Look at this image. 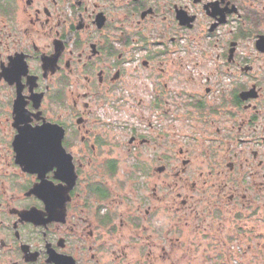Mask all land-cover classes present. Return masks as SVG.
<instances>
[{"label":"flooded vegetation","instance_id":"obj_1","mask_svg":"<svg viewBox=\"0 0 264 264\" xmlns=\"http://www.w3.org/2000/svg\"><path fill=\"white\" fill-rule=\"evenodd\" d=\"M207 240L264 250V0H0V264Z\"/></svg>","mask_w":264,"mask_h":264},{"label":"rangeland","instance_id":"obj_2","mask_svg":"<svg viewBox=\"0 0 264 264\" xmlns=\"http://www.w3.org/2000/svg\"><path fill=\"white\" fill-rule=\"evenodd\" d=\"M199 148V145H195V147L192 148V150L194 151L193 154V159H196L197 157V149ZM193 225V220H191V226ZM228 227V226H227ZM262 229L259 228L256 231H261ZM126 234L128 235V232H126ZM227 236L228 235V231L226 230L223 233V236ZM246 241V240H245ZM209 242H212V240L210 241H204V244L206 243V245L200 249L195 250L194 248H189L186 249L184 251L183 254H181V251L177 252L175 257H174V264H220V259H218V253L222 252L225 254V259L223 262L225 263H229V264H236V262H243L244 264H264V250H259L260 255L258 256H254L253 252L248 251V249L242 248L240 249L239 246H243L246 248L247 245L246 243H237L235 244V248H231V247H227V248H223V245H220L216 240V243L212 242L213 244L208 245ZM218 243V244H217ZM264 242H260V244H262ZM220 245V246H219ZM234 245V244H231ZM219 246V247H218ZM230 246V244H229ZM224 249V250H222ZM222 250V251H221ZM134 251L130 250V255H134ZM258 253V252H256ZM183 255H185V257L183 258ZM180 258V260H179ZM216 260H218L216 262ZM222 262V263H223Z\"/></svg>","mask_w":264,"mask_h":264},{"label":"water","instance_id":"obj_3","mask_svg":"<svg viewBox=\"0 0 264 264\" xmlns=\"http://www.w3.org/2000/svg\"><path fill=\"white\" fill-rule=\"evenodd\" d=\"M46 135H41L44 136L43 138H45V141L44 142H38L37 146L40 145V146H45V147H57L59 150L57 151H50V150H44L43 152H36L37 154V157L38 156H42V158L38 159L37 160V163H41V162H54L55 158H51V159H45L43 158L44 156H49V155H53V156H56L57 154H59L60 152L64 154V150H63V137H64V132L60 133V135H48V133L46 132L45 133ZM32 162V161H31ZM41 168V167H40ZM38 167V165H35L33 166V168L31 170H39L40 169Z\"/></svg>","mask_w":264,"mask_h":264},{"label":"built area","instance_id":"obj_4","mask_svg":"<svg viewBox=\"0 0 264 264\" xmlns=\"http://www.w3.org/2000/svg\"><path fill=\"white\" fill-rule=\"evenodd\" d=\"M229 264V263H228ZM236 264H244L243 262H236Z\"/></svg>","mask_w":264,"mask_h":264},{"label":"trees","instance_id":"obj_5","mask_svg":"<svg viewBox=\"0 0 264 264\" xmlns=\"http://www.w3.org/2000/svg\"><path fill=\"white\" fill-rule=\"evenodd\" d=\"M224 264H228V263H224Z\"/></svg>","mask_w":264,"mask_h":264}]
</instances>
